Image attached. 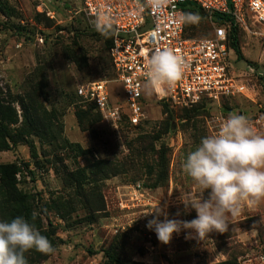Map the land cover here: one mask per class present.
<instances>
[{"label":"rangeland","instance_id":"1","mask_svg":"<svg viewBox=\"0 0 264 264\" xmlns=\"http://www.w3.org/2000/svg\"><path fill=\"white\" fill-rule=\"evenodd\" d=\"M193 23L186 20L188 35L212 38L207 21H198L195 28ZM248 27L251 33L239 28L243 59L237 60L231 51L228 61L230 70L248 86V95L230 97L225 103L204 101L189 108H171L155 100L143 82L144 122L134 127L122 118L114 129L75 92L78 85L103 81L108 85L110 105L126 103L105 36L83 13L80 1L0 0V99L16 112L17 122L11 129L22 123L20 103L39 68L47 77L45 100H40L52 118L49 139L43 145L38 138L26 136L0 152V163L22 166L19 188L34 196V211L42 221L40 234L54 249L49 254L30 253L28 264H111L105 252L121 264H264V201L245 205L238 215L228 218L224 233H210L204 241L181 230L164 245L146 228L156 208L164 210L168 219L196 218V212L181 202L194 189L180 166L202 137L215 134L229 114L247 120L264 118V29ZM71 51L83 56L86 65H76L67 56ZM183 109L190 110L186 117ZM253 128L264 135L261 128ZM137 139L144 140L146 154L133 152ZM158 159L166 161V177L158 172ZM97 160L112 165L116 175L105 180L94 176L90 165ZM78 171L84 174L75 179L69 176ZM136 184L142 196L132 202L134 208L120 210L118 200L128 199Z\"/></svg>","mask_w":264,"mask_h":264},{"label":"built area","instance_id":"2","mask_svg":"<svg viewBox=\"0 0 264 264\" xmlns=\"http://www.w3.org/2000/svg\"><path fill=\"white\" fill-rule=\"evenodd\" d=\"M83 13L95 24L107 18L113 30L109 49L115 80L123 86L126 103L110 105L107 82L94 81L78 85L76 95L82 103L93 105L102 118L117 129L122 115L131 126L144 122L143 82L148 57L155 51L171 49L183 60L182 74L170 87L152 90L155 100L173 108H189L201 102L219 103L224 98L248 95L249 88L229 68L227 27H218L212 16H230L234 26L251 33L248 25L264 29V0H79ZM195 4L207 16L212 38H185V5ZM264 37V33L262 34ZM42 43V39H38ZM264 130V118L249 119ZM257 128V129H258ZM139 184L132 187L128 199H119L120 210L134 208L141 197ZM130 202L131 205L128 203Z\"/></svg>","mask_w":264,"mask_h":264},{"label":"clouds","instance_id":"3","mask_svg":"<svg viewBox=\"0 0 264 264\" xmlns=\"http://www.w3.org/2000/svg\"><path fill=\"white\" fill-rule=\"evenodd\" d=\"M196 19L186 17L188 22ZM96 27L105 36L113 34L107 18L98 21ZM182 67L183 60L171 49L155 51L144 70L146 85L162 91L180 78ZM180 167L194 189L183 195L181 202L196 212V218L168 219L164 210L156 208L146 228L154 231L164 245L181 230L194 233L200 241L210 233H224L230 216L238 215L245 205L264 201V135L254 133L242 115L229 114L215 134L202 137L187 153ZM162 215L164 219L160 220ZM32 250L49 254L54 249L48 238L23 216L0 221V264H28L25 254Z\"/></svg>","mask_w":264,"mask_h":264},{"label":"trees","instance_id":"4","mask_svg":"<svg viewBox=\"0 0 264 264\" xmlns=\"http://www.w3.org/2000/svg\"><path fill=\"white\" fill-rule=\"evenodd\" d=\"M184 11V37L196 38L193 36V34L188 35L186 32V17L190 15L197 17V19L193 21V27L195 28L197 26L198 21L204 20L208 22L207 16L200 8H198L195 4L192 3H187L185 5ZM212 18L216 26L228 28L226 42L227 48L228 50H231L235 53L237 60H242L243 57L239 47L240 29L237 26H234L233 20L230 16L216 13L212 16ZM98 32L102 34L99 30ZM112 38L113 34L105 36L104 41L106 49L111 48ZM67 56L78 66L81 63L86 65V60L84 59V57L76 51H71V55ZM30 84L31 86L28 93L25 95L24 100H22L20 103V107L22 110V123L20 127L15 131L11 129V126L17 122L16 112L10 106L9 103H6L4 100L0 99V152L10 150L12 146H14L18 142V140L24 139L26 136H33L38 138L40 145H43V143L49 139V134L52 128V125L49 122L52 120V118H50V114L48 115L46 113L43 104L40 100V98L44 99L43 92L47 86L46 71H44L42 68H39L36 72V76L34 75L31 79ZM236 97L240 96H235V98ZM228 100L229 98H224L222 99V103H225ZM165 105L171 107L167 103H165ZM89 106L91 110H95L93 105ZM181 111L184 113L183 116L186 117L190 110L183 109ZM76 117L79 120V125H82L81 116L79 115V113H77ZM122 118L126 120L127 123H129L127 115L123 114ZM94 122H96V120H94ZM52 140L55 141V138ZM143 144V139L135 140L136 147L133 149V152L135 154L140 155L146 154L144 153L146 147L144 146L142 149ZM71 147H76L77 150H80V148L76 145H72ZM30 152L32 158L36 159L35 150L33 149L32 145H30ZM34 163L37 164V162ZM157 163V167L159 169L158 172L163 171V175L164 177H166V161H164V159H158ZM22 165L24 168H28L27 163H22ZM90 168L92 169L91 171L94 176H97L103 180L116 175L114 167L104 160H97L93 162L90 165ZM82 172L85 173V170H82ZM31 173L34 172L29 171V174ZM84 173L78 171L76 173H69V176L75 179L76 177H78L79 175H83ZM22 174L23 169L20 164L16 162L6 164L0 163V219L1 221L10 222L17 216H23L26 220L33 224L39 232H41L42 221L41 218L34 211V196L19 188L20 181H18L17 177ZM144 187L147 188V186ZM34 252L36 251L32 250L25 254L28 261L30 253L33 254ZM105 254L111 264H121L120 261L116 259L113 254L108 252H105Z\"/></svg>","mask_w":264,"mask_h":264}]
</instances>
